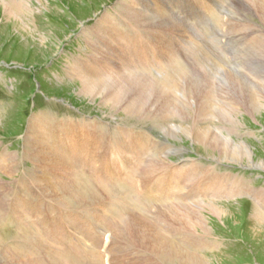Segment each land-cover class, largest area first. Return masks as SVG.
<instances>
[{"label":"rangeland","instance_id":"374dc122","mask_svg":"<svg viewBox=\"0 0 264 264\" xmlns=\"http://www.w3.org/2000/svg\"><path fill=\"white\" fill-rule=\"evenodd\" d=\"M7 1L20 8L18 14H8L0 0V160L4 158L6 164L0 167V260L2 249H7V258L5 260L4 257V260L8 261L7 264H14L9 261L10 244L14 248L15 245L22 247L25 253H32V248L35 253L29 258L32 257L33 260L41 259L53 263L55 253L50 252L51 247L46 254L42 249L39 251V246L43 247L42 241H36L34 246L27 240L18 241L35 233L43 234L40 221H36L38 218L48 221L49 226L54 228L53 234L61 237L63 242L59 245L66 247L65 251L68 252L65 255L69 264H150V261L151 264L181 263L176 254H157L149 246L145 247L144 242L141 243L142 232L145 235L149 228H156L169 239L176 240L179 245L175 243L176 247L186 249L193 256H202L209 264H264V225L252 215V196L236 194L239 181L244 183L245 188L263 191L264 167L229 161L215 162L209 155L212 152H207L202 145L191 142L186 136L188 132L183 131L191 124L186 117L188 110H185L187 113L184 115L177 110L171 111L170 118L166 120L169 124H160V118L166 115L164 105L167 107V101L164 99V89L168 86L174 88L171 97L178 106L181 105L180 107L189 106L192 101H201L204 97L202 93L210 92L212 117L207 118L209 123L204 122V133L216 135L217 128L222 125L218 115H221V111L225 113V103L229 102L225 98L226 93L223 94L229 82L243 81L249 86L264 89V80H258L262 77L264 79V0H161L167 7L162 15L149 10L155 0ZM127 5L133 6L132 10L135 12L138 9L141 13L142 8V11L149 14H138L142 23H135L125 14ZM105 22L109 25H105ZM107 27L118 33L117 38H110L113 33L104 35V32L107 34ZM98 59L103 62L102 71H110L111 75L96 77L94 92L84 94L81 89L85 86L81 77H84L83 72H90L88 65L92 64V61L98 63ZM260 74L261 77L257 78ZM90 79L87 77L85 82L89 84ZM239 83L235 82L234 85L238 87ZM234 91L233 87L230 98L233 93L238 95ZM108 93L111 97L106 95ZM168 95L170 96L169 93ZM197 95H200V98L195 99ZM102 96L106 100L112 98L109 102H113L105 103ZM240 102L238 101L239 104ZM159 105L163 107L160 118L154 116V109ZM254 114H238L242 125L231 129L229 135L234 142L247 143L251 150L255 151L254 162L257 163L258 159H264V107ZM32 118L55 124L71 123L84 129L91 127L93 130L89 136L94 137V147L90 148V155L94 156L92 165H81L80 170L79 164L75 163V173L69 170H54L50 177L54 180L52 183L39 177L41 164L34 162L33 158L36 147L28 141L25 133ZM222 134L226 135V132L222 131ZM138 139L142 140L141 144L137 142ZM131 154L136 158V166L129 169L130 166L124 162V155L125 159H130L131 156L128 155ZM213 154L217 155V152ZM28 157L31 159L28 160ZM182 159L187 161H181ZM162 161L169 164L181 161L185 162V166L182 171H172V168H167ZM196 163H201L206 169H213L218 176L231 175L227 182L223 181L218 188L215 187L218 192L228 191L231 195L213 200V203L224 210L222 218L210 216L206 208L201 210L202 214L208 217L209 226L211 225L209 233L198 231L199 234L193 235L185 231L183 238L178 241L174 237L176 230H167L164 216L169 213L181 216L192 212V205L185 199V195L197 179L190 173ZM7 170L8 173L5 172ZM160 170V183L165 187L170 186L168 191H153L154 187L162 186L156 180L159 177L155 175ZM68 171L72 173L71 176L67 175ZM60 172L63 173L58 174ZM176 182L179 183L180 189L174 192L172 185ZM22 187L26 188L23 190L25 193L28 191L32 195L27 199L28 203H36L38 208L37 213L35 210L30 211L34 216L37 215L35 219L29 215L30 219L34 220L30 228L24 218L17 215L20 211L17 208L22 207L17 206L18 195L23 193ZM106 188H109L108 191ZM64 196L68 197L67 201ZM54 205L60 208V220L55 218L52 212ZM69 210L73 216L63 219V214ZM14 218L16 220H13ZM110 221L115 222L110 224ZM143 225L146 230L140 229ZM129 230H134L139 237L134 242L129 240ZM262 230L263 233L258 237L253 234ZM69 239L71 241H68ZM90 243L94 246L90 247Z\"/></svg>","mask_w":264,"mask_h":264},{"label":"bare ground","instance_id":"6f19581e","mask_svg":"<svg viewBox=\"0 0 264 264\" xmlns=\"http://www.w3.org/2000/svg\"><path fill=\"white\" fill-rule=\"evenodd\" d=\"M4 7L3 9H5V11L9 14V13H12V14H15L16 13L18 14V8L20 7H14L13 4L11 5L10 2H8L7 0H1ZM56 1V0H55ZM249 1V0H248ZM22 2V1H21ZM145 2V1H144ZM132 3V2H131ZM148 3V2H147ZM255 3V2H254ZM136 4V3H135ZM257 4V3H255ZM16 5V4H15ZM18 5V4H17ZM16 5V6H17ZM21 5V4H20ZM18 5V6H20ZM244 5V4H243ZM248 5V4H247ZM132 7L131 5H127L126 6V10L127 11L125 14H127V16L129 17V19L131 21H134L135 23H142V20L140 18V16L138 14H142V13H147V11H142V8H141V13L139 12V10L137 9L136 12L132 10ZM142 7V6H141ZM171 7V6H170ZM249 7V6H248ZM152 8V9H150ZM251 8H254V7H251ZM167 7H166V4L161 1V0H155V1H152L150 7H149V10L153 11V12H156V13H162L164 11H166ZM25 10V9H24ZM132 10V11H131ZM255 10V9H253ZM11 11V12H10ZM121 11V10H120ZM1 12V10H0ZM3 12V11H2ZM26 12V11H25ZM119 12V11H118ZM151 13V12H150ZM166 13V12H165ZM241 13V12H240ZM217 14V13H216ZM136 15V16H135ZM249 15V14H248ZM247 15V16H248ZM2 16V15H1ZM105 17V15H103ZM122 16V15H121ZM144 16V14H143ZM146 16V15H145ZM245 16V17H247ZM142 17V16H141ZM198 17V16H197ZM220 17V16H219ZM251 17V16H249ZM122 18V17H121ZM127 18V17H125ZM100 19V18H99ZM128 19V18H127ZM128 19V20H129ZM205 19V18H204ZM95 20V19H94ZM127 20V21H128ZM145 20V19H144ZM151 20V19H149ZM189 20V19H188ZM101 21V19H100ZM105 21V20H104ZM124 21V20H123ZM126 22V20H125ZM252 22V21H250ZM242 23V22H241ZM246 23V22H245ZM25 24V23H24ZM162 24V23H161ZM254 24V23H253ZM260 24V23H259ZM54 25V24H53ZM101 25V24H100ZM105 25H109V23L105 22ZM152 25V24H150ZM263 25V24H262ZM136 26V25H135ZM173 26V25H171ZM182 26V25H181ZM256 26V25H254ZM103 27V26H102ZM129 27V26H128ZM127 27V28H128ZM139 27V26H138ZM155 27V26H154ZM167 27V26H166ZM184 27V26H183ZM119 28V27H117ZM135 28V27H134ZM130 29V28H129ZM172 29V28H171ZM33 30V29H32ZM105 30V29H104ZM115 30V29H114ZM118 30V29H117ZM134 30V29H133ZM148 30V29H147ZM254 31V28L252 29ZM107 34L106 32H104V35H109L110 33H113V35L110 37V38H117V35L118 33H116L115 31L113 30H110V27H107ZM169 31V30H168ZM166 31V32H168ZM198 31V30H197ZM246 31V30H245ZM260 31V29H259ZM98 32V31H97ZM180 32V31H179ZM251 32V31H250ZM188 33V31H187ZM96 34V33H95ZM101 34V33H100ZM99 34V35H100ZM126 34V33H125ZM242 34V33H241ZM247 35V33H245ZM256 34V33H255ZM79 35V34H78ZM91 35V34H90ZM98 35V34H97ZM102 35V34H101ZM103 35V37H105ZM155 35V34H154ZM169 36V35H168ZM242 36V35H241ZM248 36V35H247ZM98 37H101V36H98ZM103 37L101 39H103ZM108 37V38H109ZM188 37V36H187ZM249 37V36H248ZM253 37V36H252ZM107 38V37H106ZM150 38V37H149ZM98 39V38H97ZM100 39V38H99ZM180 39V38H179ZM92 40V39H91ZM159 40V39H158ZM248 40V39H247ZM90 41V40H89ZM98 41V40H97ZM160 41V40H159ZM259 41V40H258ZM162 42V41H161ZM160 42V43H161ZM110 43V42H109ZM108 43V44H109ZM142 43V41H141ZM140 43V44H141ZM255 43V42H254ZM253 43V44H254ZM87 44V43H86ZM95 44V43H94ZM106 45V44H105ZM90 47V46H89ZM129 47V46H127ZM157 47V45H156ZM107 48V47H106ZM117 48V47H116ZM252 48V47H251ZM122 49V48H121ZM198 49V48H197ZM196 49V50H197ZM105 50V48L103 49ZM145 50V49H144ZM161 50V49H160ZM94 51V49H93ZM117 51V50H116ZM131 51V50H130ZM248 51V50H247ZM151 52V51H150ZM252 52V51H251ZM99 53V52H98ZM109 53V52H108ZM136 53V52H135ZM148 53V52H147ZM245 53V52H244ZM100 54V53H99ZM143 54V53H142ZM175 54V53H174ZM108 55V54H107ZM92 56V55H91ZM97 56V55H96ZM148 56V55H147ZM130 57V56H129ZM253 57V56H252ZM101 59V58H99ZM98 59V63H96L95 61H92V64L90 63L88 65V69L90 70L89 73H84L83 72V76L84 77H81L82 79V83H83V86H85L82 90V92L84 94H91L93 93L94 91V86H96L97 84V81H96V77L97 78H101V76L103 77V75L105 76H108L109 77V72L106 73L105 71H102V68H101V61ZM79 59H77L78 61ZM81 60V59H80ZM107 60V59H105ZM75 61V60H74ZM86 61V60H85ZM136 61V60H135ZM73 63V62H72ZM85 63V62H84ZM263 63V62H262ZM141 65V64H140ZM262 65V64H261ZM110 66V65H109ZM169 66V65H167ZM79 67V66H78ZM120 67V66H119ZM122 67V66H121ZM134 67V66H133ZM132 67V68H133ZM140 67V66H139ZM246 67V66H245ZM110 68V67H109ZM125 68V67H124ZM249 68V67H248ZM111 69V68H110ZM252 69V68H251ZM256 69V67H255ZM259 69V68H257ZM88 70V71H89ZM116 70V69H115ZM114 70V71H115ZM126 70V69H125ZM262 70V69H261ZM128 71V70H127ZM127 73V72H126ZM132 73V72H131ZM252 73V72H251ZM73 74V73H72ZM82 74V73H81ZM194 74V73H193ZM111 75V74H110ZM120 75V74H119ZM91 76H95V77H91ZM89 77L91 78L90 81H89V84L85 82L86 78ZM115 77V76H114ZM190 77V76H189ZM261 77V74L258 75L257 78H260ZM79 78V77H78ZM104 78V77H103ZM130 78V77H129ZM142 78V77H141ZM149 78V77H148ZM236 78H238L236 76ZM263 78V77H262ZM258 79V80H264V79ZM132 79V78H131ZM84 80V81H83ZM139 80V79H138ZM150 80V79H148ZM200 80V79H199ZM208 80V79H207ZM238 80V79H237ZM217 81V80H216ZM127 82V81H126ZM129 82V81H128ZM139 82V81H137ZM196 82V80H195ZM194 82V83H195ZM207 82V81H206ZM235 82H240L239 86L236 87L234 85ZM257 82V81H256ZM259 82V81H258ZM80 83V82H79ZM87 84V86H86ZM114 84V83H113ZM196 84V83H195ZM223 84V83H222ZM104 85V84H103ZM119 85V84H118ZM138 85V84H137ZM187 85V84H186ZM197 85V84H196ZM107 86V85H106ZM199 86V85H198ZM82 87V86H81ZM98 87V86H97ZM111 88V86H109ZM123 87V86H122ZM215 87V86H214ZM223 87V86H222ZM233 87L235 89V93L238 94V95H234L233 93V99L230 98V92H233ZM251 87V88H250ZM100 88V86H99ZM101 89V88H100ZM173 87L172 86H168L166 89H164V92L166 93V96L164 97V99H166L167 103V107L164 105V113L166 114L165 116H162L161 117V114L160 112L163 110V107L161 105H159V107L155 110V115L154 116H157L158 118L161 119V123L160 124H165V123H168L167 118H170L169 114L172 112H174V110H177L179 113H181L182 115L186 114L187 111L185 110H188V113L186 114V117L189 118L191 124H189L185 129H183V131L186 133V136L189 137L192 141L191 142H195L197 144H200L202 145L204 148H206V150H208L207 152H212V154H209L210 157L216 162V161H229V162H235V163H238V164H242V163H246L247 165H252V166H262L264 167V159L263 160H259L258 159V162L255 163L254 162V156H255V151H252L250 146L245 143L244 141H238V142H234L232 140V138L230 137L229 133H231V129H233L234 127H238L240 125H242V123L240 122V120L238 119V114H241L242 112H245V113H248V114H254L258 111L261 110V108L264 107V89L263 88H260L259 86L257 87H254V86H249L248 84L244 83L243 81H231L229 82L227 85H226V88L225 90H221L223 91V94H225V98L226 100H228L229 102L225 103L227 105V108L225 110V113L223 111H221V115H218V117L220 118V122H221V126L219 128H217V132L218 134H213V133H209V134H205L204 133V129H205V126H204V122L206 121L207 122V118L210 117L212 115L211 111H210V108L212 106V104H210V92L206 91L205 93H202V95L204 96L203 99L201 101H192L190 103V105H186L185 107H180L178 106V104L175 102L174 98L171 97V95L173 94ZM178 89V88H177ZM142 90V89H141ZM80 91V90H79ZM111 91V90H108V92ZM100 92V91H99ZM179 92V90H178ZM168 93L170 94V96L168 95ZM184 93V92H183ZM97 94V93H96ZM100 94V93H98ZM97 94V95H98ZM108 95L109 97H111L110 93L106 94ZM113 95V94H112ZM127 95V94H126ZM129 96V95H128ZM157 96V95H156ZM103 99L102 101H104L105 103H111L109 102L110 99H104L105 97L102 96ZM180 97V96H179ZM101 98V97H100ZM107 98V97H106ZM127 98V97H126ZM195 99H198L200 98V95H197L196 97H194ZM182 99V98H181ZM186 99V98H184ZM216 99V98H215ZM235 99V100H234ZM98 100V99H97ZM115 100V99H114ZM140 100V99H139ZM161 100V99H159ZM222 100V99H221ZM241 101L240 104L238 103V101ZM89 101V100H88ZM94 101V100H92ZM130 101V100H129ZM142 101V100H141ZM148 101V100H147ZM164 101V100H163ZM183 101V100H182ZM217 101V100H216ZM118 102V101H117ZM159 102V101H158ZM165 102V101H164ZM196 102V103H195ZM237 102V103H236ZM177 105H176V104ZM184 103V102H183ZM195 105H194V104ZM119 104V103H117ZM188 104V103H186ZM239 104V105H238ZM105 105V104H104ZM183 105V104H182ZM220 105V104H219ZM218 105V106H219ZM130 106V105H129ZM144 106V105H143ZM147 106V105H145ZM217 106V107H218ZM132 107V106H131ZM111 108V107H110ZM139 108V107H138ZM215 108V107H214ZM127 109H129V107L127 106ZM133 109H136V108H133ZM217 109V108H216ZM220 110V109H219ZM263 110V109H262ZM139 111V110H138ZM185 111V112H184ZM215 111V110H214ZM136 112V110H135ZM150 112V111H149ZM113 113V111H112ZM110 114V112H109ZM125 114V113H124ZM259 114V113H258ZM255 115V114H254ZM83 116V115H82ZM104 116V115H103ZM107 116V115H106ZM133 116V115H132ZM215 116V115H214ZM260 116V115H259ZM129 117V116H128ZM147 117V116H146ZM212 117V116H211ZM44 118V117H43ZM55 118V117H54ZM112 118V117H111ZM135 118V117H134ZM138 118V116H137ZM154 118V117H152ZM37 119V118H36ZM35 118H32L30 120L29 123V126L27 127L28 130L25 132L27 137H28V141L33 143L35 145V154L33 158L34 159V162L36 163H40L41 164V167H40V170L38 171V176L41 177L42 179H46L45 181L47 182H53L54 180L53 179H50V177L53 175L54 173V170L56 171H72V173H75L76 172V169L75 168V163H78L79 164V169L81 167V165H89L91 164L92 162V159L94 158V156H91L90 155V148H93L94 147V144H93V141H94V137L92 136H89V133L92 132L91 130V127L89 129H84V128H79V127H76V125H72L71 123H63V124H55V122H47V121H37ZM42 119V118H41ZM51 119V118H50ZM62 119V118H61ZM60 119V120H61ZM66 119V118H64ZM72 119V118H71ZM124 119V118H123ZM40 120V119H39ZM84 120V118H83ZM94 120V119H93ZM109 120V119H108ZM154 120V119H153ZM179 120V119H178ZM63 122V120H61ZM67 121V120H65ZM215 121V120H214ZM72 122V121H71ZM139 122V121H138ZM145 122V121H144ZM183 122V121H182ZM184 122H187V121H184ZM89 123V122H88ZM94 123V122H93ZM143 123V122H142ZM156 123V122H155ZM209 123V122H207ZM79 124V123H78ZM128 124V123H127ZM146 124V123H145ZM187 124V123H186ZM28 125V124H27ZM118 125V124H117ZM122 125V124H120ZM208 125V124H207ZM128 126V125H127ZM99 127V126H98ZM126 127V126H125ZM95 128V127H94ZM123 128V127H122ZM127 128V127H126ZM137 128V127H136ZM144 128V127H143ZM59 131H58V130ZM138 129V128H137ZM136 129V130H137ZM150 129V128H149ZM170 129V128H169ZM99 130V129H98ZM104 129L102 128V131ZM113 130V129H112ZM123 130V129H122ZM140 130V129H138ZM147 130V129H146ZM154 130V129H153ZM175 130V129H174ZM119 131V130H118ZM115 130V132H118ZM222 131H225L226 132V135L222 134ZM237 131V130H236ZM94 132V131H93ZM244 132V131H243ZM250 132V131H249ZM141 133V132H139ZM148 133V132H147ZM146 135H149L147 134ZM166 133V132H165ZM169 133V132H168ZM167 133V134H168ZM241 133V132H240ZM239 133V134H240ZM178 134V133H177ZM180 134V133H179ZM251 134V133H250ZM237 135V134H236ZM252 135V134H251ZM127 136V135H126ZM238 136V135H237ZM166 137V136H165ZM168 137V136H167ZM150 138V136H149ZM154 138V137H153ZM173 138V137H172ZM23 139V138H22ZM177 139V138H176ZM257 139V138H256ZM64 140V142H60ZM104 140V139H103ZM117 140V139H116ZM181 140V139H180ZM258 140V139H257ZM25 141V140H24ZM122 141V140H121ZM149 141V140H148ZM151 141V140H150ZM123 142V141H122ZM137 142L139 144L142 143V140L141 139H138ZM157 142V141H156ZM129 143V142H128ZM120 144V143H118ZM152 144V143H151ZM150 144V145H151ZM105 145V144H104ZM114 145V144H113ZM126 146V145H125ZM168 146V145H167ZM137 148V147H136ZM28 150V149H27ZM113 150V149H112ZM154 150V149H153ZM161 151V150H159ZM217 152V155H214L213 153L214 152ZM23 153V152H22ZM34 153V152H33ZM29 154V153H28ZM31 154V153H30ZM97 154V153H96ZM18 155V154H17ZM27 155V154H26ZM33 155V154H31ZM136 155V154H135ZM139 155V154H138ZM125 156L124 155V162L127 166H130L129 169L133 168L134 165H135V161H136V158L134 156L131 155H128V156H131L130 159H125ZM14 157V156H13ZM140 157V156H139ZM99 158V157H98ZM160 158V157H158ZM261 158V156H260ZM16 159V158H15ZM26 159V158H25ZM31 159L28 157V160ZM151 159V158H150ZM257 159V158H256ZM255 159V161H256ZM262 159V158H261ZM9 160V159H8ZM33 160V159H32ZM30 160V161H32ZM99 160V159H98ZM167 161V160H165ZM181 161H187V160H181ZM176 162V163H166V162H163L165 164V166L168 168V167H171L172 168V171H182V168L183 166H185V162ZM191 163L193 161H190ZM9 163V162H8ZM12 163V162H11ZM32 163V162H31ZM94 163V162H93ZM137 163V162H136ZM152 163V162H151ZM157 163V162H156ZM2 164L6 165L5 164V160L4 158H2L0 160V167L2 166ZM39 164V165H40ZM201 163H196L193 165V168L191 169L190 173L192 172V175L195 176V178H197L191 188V190H189L187 192V194L185 195V199H187V201L192 205V212L191 213H184L183 215L181 216H176V215H172L171 213H169L167 216H164L166 218V221H165V224L166 226L168 227L167 230H176V234L174 237H176V239H178V241L181 240V238H183V235L182 234H185V231H189L190 233H193V235L195 234H199L198 231H201L202 233H209L211 231V228L209 226V222H208V217L203 215L201 212V210H206L208 211V214L210 216H213V217H219L222 218L224 216V210H222L221 207H219L218 205H216L215 203H213V200L216 199L217 197H223L224 195H231V192H226V193H220L216 190V188H218L221 183L223 181H228L229 180V177L231 175H220L218 176L217 173L214 172L213 169H206L205 167L201 166L200 165ZM17 165V164H16ZM92 165V164H91ZM100 165V164H99ZM158 165V164H157ZM160 165V164H159ZM43 166V167H42ZM101 166V165H100ZM136 166V165H135ZM32 167V166H31ZM83 167V166H82ZM240 167V166H239ZM6 168V167H5ZM14 168V167H13ZM30 168V167H29ZM35 168V167H34ZM138 168V167H137ZM154 168V167H153ZM152 168V169H153ZM187 168V167H186ZM210 168V167H209ZM218 168V167H217ZM32 169V168H31ZM84 169V168H83ZM264 169V168H263ZM23 170V169H22ZM38 170V169H37ZM82 170V169H80ZM96 170V169H94ZM171 171V169H169ZM213 170V171H211ZM217 170V169H216ZM225 170V169H224ZM2 171V170H1ZM9 170L5 171L6 173H8ZM12 171V170H11ZM25 171V170H24ZM29 171V170H28ZM68 171V176H71L72 173ZM91 171V169H90ZM147 171V170H146ZM150 171V170H149ZM218 171V170H217ZM3 172V171H2ZM15 172V170H14ZM30 172V171H29ZM63 172H60L58 174H61ZM126 172V171H125ZM162 172V170H160L159 172H157L155 175H157V177L159 178H155L156 176H154L153 178H155L157 180L158 183H160L161 181V178H160V173ZM28 174V172H26ZM34 173V171H33ZM5 174V173H4ZM26 174V175H27ZM87 174V173H85ZM143 174V173H142ZM7 175V174H6ZM5 175V176H6ZM90 175V174H89ZM199 177H198V176ZM164 176V174H163ZM184 176V175H183ZM204 177L203 179H201V177ZM35 177V176H34ZM46 177V178H44ZM49 177V178H47ZM167 177V176H166ZM26 178V177H25ZM31 177L29 176V179ZM164 178V177H163ZM20 179V178H19ZM27 179V178H26ZM54 179H57V178H54ZM72 179V178H71ZM86 179V177H85ZM84 179V180H85ZM190 179V178H188ZM232 179V178H231ZM239 179V178H238ZM35 180V179H34ZM241 180V179H240ZM248 180V179H247ZM5 181V180H4ZM33 181V180H32ZM60 181V180H59ZM64 181V180H63ZM87 181V179H86ZM117 181V180H116ZM151 181V179H150ZM1 182V181H0ZM9 182V181H8ZM27 182V180H26ZM35 182V181H34ZM46 182V183H47ZM68 182V181H67ZM77 182V181H76ZM230 182V181H229ZM245 182V181H244ZM37 183V182H36ZM57 183V182H56ZM61 183V182H60ZM91 183V182H90ZM89 183V184H90ZM232 183H234L232 181ZM231 183V184H232ZM4 185V183H1ZM9 184V183H8ZM17 184V183H15ZM28 184V182H27ZM31 184V183H30ZM49 184V183H48ZM67 184V183H66ZM72 184V183H71ZM78 184V183H77ZM121 184V183H120ZM156 184V182H155ZM161 184V183H160ZM178 182H176V184H173L172 185V190H174V192H176V190L180 189V187L178 186ZM236 184V183H234ZM7 185V184H6ZM5 185V186H6ZM63 185V183H62ZM76 185V184H75ZM92 185V184H91ZM162 186L160 187H154L153 188V191H158V190H161L162 189V192L164 191H168L170 190V186L169 189L168 187H165L163 184H161ZM184 185V184H183ZM8 186V185H7ZM23 186V185H21ZM20 186V187H21ZM29 186V185H28ZM34 186V185H33ZM56 186V185H55ZM61 186V185H60ZM224 186V185H222ZM237 186H238V192L236 194H245L246 196H252V200H253V206L251 207L252 211H253V217L258 220V222H260L261 224L264 225V190L263 191H258V190H255L254 188H251V187H246L245 188V185L244 183H242L241 181H239L237 183ZM251 186V185H250ZM257 186V185H256ZM1 187V186H0ZM27 187V186H26ZM30 187V186H29ZM28 187V189H29ZM48 187V186H47ZM69 187V186H68ZM77 187V186H76ZM105 187V186H104ZM109 187V186H108ZM126 187V186H125ZM212 187L214 188V190L212 191ZM216 187V188H215ZM6 188V187H5ZM12 188V187H11ZM10 188V189H11ZM19 188V186L17 187ZM32 188V186H31ZM41 188V187H40ZM45 188V187H44ZM58 188V187H57ZM73 188V187H72ZM93 188V187H91ZM135 188V187H134ZM185 188V187H184ZM234 188V187H233ZM257 188V187H256ZM261 188V187H260ZM2 189V188H1ZM53 189V188H51ZM67 189V188H66ZM95 189V188H94ZM107 191L109 188H106ZM117 189V188H115ZM121 189V188H120ZM235 189V188H234ZM18 191V189H16ZM21 190H26L25 187H22ZM20 190V191H21ZM103 190V189H102ZM11 191V190H10ZM48 191V190H47ZM69 191V190H68ZM71 191V190H70ZM95 191V190H94ZM118 192H120V190L117 189ZM12 192V191H11ZM27 193H25L23 191V193H19L18 195V201H17V206L21 205L22 207L20 208H17L19 209L20 211L18 212V216L21 217L24 222L26 223V225L28 224V227L30 228V226L32 227V224L31 222H34V220H32V218L30 219V217H33V219H35V217L37 215L34 216V214L30 211H33L35 210V212L37 213V206H36V203H28L27 199H29L32 195L29 194L28 191H26ZM65 192V191H63ZM89 192V191H88ZM111 192V191H110ZM42 193V192H41ZM46 193V191H45ZM113 194V192H111ZM52 194V193H51ZM68 194V192H67ZM70 194V193H69ZM94 195V193H92ZM125 194V193H124ZM156 194V193H155ZM171 194V193H170ZM50 195V194H49ZM48 195V196H49ZM74 195V194H73ZM97 196L99 194H96ZM95 195V196H96ZM108 196H110L109 194H107ZM118 195V194H117ZM135 195V194H134ZM161 195V194H160ZM47 196V195H46ZM55 196V195H54ZM78 196V195H77ZM88 196V195H87ZM119 196V195H118ZM121 196V195H120ZM147 196V195H146ZM244 196V195H243ZM52 197V196H51ZM65 197V200H66V197L67 196H64ZM63 197V199H64ZM100 197V195H99ZM35 198V197H34ZM33 198V199H34ZM54 198V197H53ZM62 198V197H61ZM68 198V197H67ZM70 198V197H69ZM90 198V197H89ZM140 198V197H139ZM205 198H207L208 200H205ZM224 198V197H223ZM240 198V197H239ZM32 199V198H31ZM52 199V198H51ZM56 199H57V196H56ZM60 199V198H59ZM82 199V198H81ZM94 199V198H93ZM143 199V198H142ZM149 199V198H148ZM184 199V200H185ZM221 199V198H220ZM226 199V198H225ZM48 200V199H46ZM99 200V199H98ZM144 200V199H143ZM227 200V199H226ZM34 201V200H33ZM62 201V200H61ZM67 201V200H66ZM78 201H80L78 199ZM85 201V200H84ZM94 201V200H93ZM92 201V202H93ZM97 201V199H96ZM125 201V200H124ZM126 201L127 198H126ZM183 201V200H182ZM72 202V201H70ZM163 202V201H162ZM44 203V202H43ZM49 203V202H48ZM57 203V202H56ZM55 203V204H56ZM67 203V202H66ZM69 203V202H68ZM106 203V202H105ZM115 203V202H114ZM128 203V202H127ZM158 203V202H157ZM182 203V202H181ZM9 204V203H8ZM62 204H64L62 202ZM70 204V203H69ZM74 204V203H73ZM76 204V203H75ZM81 204V203H80ZM113 204V203H111ZM119 204V203H118ZM187 204V203H185ZM7 205V204H6ZM49 205V204H48ZM52 205V204H51ZM60 205V204H59ZM68 205V204H66ZM65 205V206H66ZM79 205V204H78ZM84 205V204H83ZM91 205V204H90ZM102 205V204H101ZM117 205V204H116ZM157 205V204H156ZM74 206V205H73ZM95 206V205H94ZM93 206V207H94ZM107 206V205H106ZM128 206V204H127ZM182 206V205H181ZM185 206V205H184ZM53 208V211L54 212V216L55 218H59L60 220V213H59V207L58 205H54L52 206ZM57 207V208H56ZM64 207V206H63ZM103 207V206H102ZM114 207V206H113ZM68 208V207H67ZM117 208V207H116ZM115 208V210H116ZM120 208V207H119ZM167 208V207H166ZM172 208V207H171ZM189 208V207H188ZM9 209V208H8ZM51 209V208H50ZM101 209V208H100ZM99 209V210H100ZM158 209V208H157ZM156 209V210H157ZM177 209H178V206H177ZM227 209V208H226ZM63 210V209H62ZM71 210V209H70ZM67 211L66 214H63V219L65 217L68 216V218H70V215L73 216L72 212ZM107 210V209H106ZM161 210V209H160ZM169 210V209H168ZM80 211V210H79ZM110 211V210H109ZM167 211V210H166ZM180 211V210H179ZM250 211V210H249ZM156 212V211H155ZM160 212V211H159ZM158 212V213H159ZM165 212V210H164ZM188 212V211H187ZM190 212V211H189ZM80 213V212H79ZM99 213V212H98ZM105 213V212H104ZM112 213V212H111ZM115 213V212H114ZM113 213V214H114ZM118 213V212H117ZM127 213V212H126ZM230 213V212H229ZM33 214V215H32ZM81 214V213H80ZM162 214V213H161ZM240 214V213H239ZM11 215V214H10ZM30 215V217H29ZM40 215V214H39ZM38 215V216H39ZM53 215V214H52ZM101 215V214H100ZM109 215V214H108ZM115 215V214H114ZM117 215V214H116ZM134 215V214H133ZM146 215V214H145ZM5 216V215H4ZM17 216V218H19ZM118 216V215H117ZM50 217V216H49ZM142 217V216H141ZM163 217V216H162ZM163 217V218H164ZM233 217H236L235 215H233ZM10 218V217H9ZM54 218V219H55ZM97 218V217H96ZM120 218V217H119ZM134 218V217H133ZM140 218V217H139ZM145 218V217H144ZM101 219V218H100ZM107 219V218H106ZM112 219V218H111ZM127 219V218H126ZM218 219V218H217ZM13 220H16V218H14ZM12 220V221H13ZM50 220V219H49ZM75 220V218H74ZM36 221H40V225H41V230H43V234L40 232V233H35L32 234L33 232H31L32 235H30L29 233H25V234H29L30 237L26 239H19V237H17L20 241H29V243H31L33 246L34 244L36 243V241H42L43 243V247H41L42 245H40L39 243V251L41 252V249H42V252L43 253H47L48 252V248L51 247V250L50 252L51 253H55V256H54V261L53 263L51 262H45L41 259H36V260H33V258H29V256L31 254H34L35 252L33 251V249L31 248L32 250V253H25V251L23 250L22 247L20 246H16L15 245V248L14 247H11V245L9 244L10 246V249L11 251L10 252V256H9V261L10 263H14V264H69L68 263V257L65 255L68 251H65V248L64 247H60L59 244H61L63 241L61 239V237H58V236H55L53 234V229L50 225V223L48 221H44V220H39L38 218H36ZM58 221V220H57ZM158 221V220H157ZM21 222V221H20ZM97 222V221H96ZM113 222V221H112ZM112 222L110 221V224H112ZM115 222V221H114ZM113 222V224H114ZM153 222V221H152ZM156 222V221H155ZM104 223V222H103ZM107 223V222H106ZM145 224V223H144ZM156 224V223H155ZM17 225V223H16ZM260 225V224H259ZM120 226V225H119ZM145 225H143V227H141L140 229L141 230H146ZM162 225H160L161 227ZM165 226V228H166ZM261 226V225H260ZM22 227V226H20ZM117 227V226H116ZM121 227V226H120ZM255 227V226H254ZM24 228V227H23ZM22 228V229H23ZM35 228V227H34ZM102 228V227H101ZM147 228V226H146ZM149 228V227H148ZM147 228V229H148ZM25 229V228H24ZM28 228L26 227V230ZM259 229V228H258ZM32 230V229H30ZM25 230H23L24 232ZM29 231V229H28ZM28 231H25V232H28ZM164 231V230H163ZM172 231V232H173ZM182 231V232H181ZM36 232H39L38 230H36ZM122 232V231H121ZM166 232V231H165ZM170 231H168L169 233ZM21 233H22V230H21ZM19 233V234H21ZM174 233V232H173ZM181 233V234H179ZM261 233H263V230L262 231H259L258 233L255 232L253 234L260 236ZM24 234V235H25ZM41 234V237H39ZM62 234V233H61ZM95 234V233H94ZM264 234V233H263ZM28 235V236H29ZM39 235V236H38ZM63 235V234H62ZM140 235V234H138ZM212 235V234H211ZM210 235V236H211ZM199 236V235H198ZM215 236V235H214ZM116 237V236H115ZM128 237H129V240L131 242H134L135 239L139 238L138 236H136V232L134 230H129V234H128ZM141 237V235H140ZM173 237V238H174ZM184 237H187V236H184ZM16 238V239H17ZM25 238V237H24ZM113 238V237H112ZM192 238V237H191ZM205 238V236H204ZM30 239V240H29ZM66 239V238H65ZM119 239V237H118ZM128 240V239H127ZM193 240V239H192ZM17 241V242H18ZM68 241H71V239H69ZM82 241V239H81ZM141 243H143L145 245V247L149 246L154 252H156L157 254H162V255H171V254H176V256H178L179 258V262H177L178 264H209V261H207L205 258H203L202 256H193L191 253H189L188 251H186V249H180V247H176L175 243H176V240H172V239H169L168 237H166L164 235V233H161V231L157 230L156 228H149L148 229V233H146L144 235V233L142 232V237L140 239ZM207 241V240H206ZM205 241V242H206ZM123 242V241H122ZM186 242V241H185ZM191 242V241H190ZM189 242V243H190ZM197 242V241H196ZM210 242V241H209ZM212 242V241H211ZM214 242V241H213ZM26 243V242H25ZM65 243V242H64ZM124 243V242H123ZM178 243V242H177ZM176 243V244H177ZM24 244V243H23ZM46 244V245H45ZM183 244V243H182ZM209 244V243H208ZM211 244V243H210ZM28 245V243H27ZM127 245V244H126ZM142 245V244H141ZM178 245V244H177ZM8 246V247H9ZM94 246L93 243H90V247ZM179 246V245H178ZM199 246V245H198ZM7 247V248H8ZM121 247V246H120ZM125 247V245H124ZM130 247V246H129ZM142 247V246H141ZM202 247V246H201ZM70 248V247H69ZM83 248V247H82ZM123 248V247H122ZM9 249V248H8ZM126 249V248H125ZM129 249V248H128ZM131 249V248H130ZM190 249V248H189ZM199 249V248H197ZM203 250V248H201ZM7 250V249H6ZM2 249V258L0 260V264H7L8 261H5L6 260V254H8V252ZM68 250V249H67ZM38 251V250H37ZM130 251V250H129ZM137 251V250H136ZM29 252V250H28ZM134 252V251H132ZM141 252V251H140ZM6 253V254H5ZM138 253V252H137ZM135 254V253H134ZM204 254V253H203ZM201 254V255H203ZM206 255V254H205ZM26 256V257H25ZM130 256V255H129ZM139 256V255H138ZM4 257H5V260H4ZM145 257V256H144ZM143 257V258H144ZM168 257V256H167ZM209 257V256H208ZM136 259V257H135ZM141 259V258H140ZM209 259V258H208ZM133 260V259H132ZM174 260V259H173ZM123 261V260H122ZM212 261V260H211ZM127 263V262H126ZM156 263V262H155ZM167 263V261H166ZM173 263V262H172ZM139 264V263H138ZM150 264H151V261H150Z\"/></svg>","mask_w":264,"mask_h":264}]
</instances>
